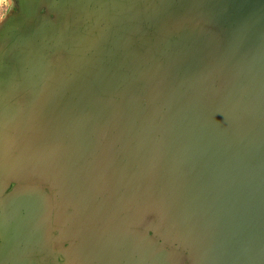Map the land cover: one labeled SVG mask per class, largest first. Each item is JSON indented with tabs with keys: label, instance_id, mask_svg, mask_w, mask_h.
Masks as SVG:
<instances>
[{
	"label": "crops",
	"instance_id": "crops-1",
	"mask_svg": "<svg viewBox=\"0 0 264 264\" xmlns=\"http://www.w3.org/2000/svg\"><path fill=\"white\" fill-rule=\"evenodd\" d=\"M6 2L0 4V264L52 259L54 231L67 246L61 264H203L199 242L168 216L167 175L198 115L238 132H264V0L225 3L218 28L197 39L189 32L182 38L170 22L152 28L146 13L149 24L137 27L139 47L123 52L116 44L101 47L100 27H92L85 53L83 17L100 19L92 3ZM162 4L168 11L176 2ZM154 53L166 56L154 60ZM109 54L117 55L112 64ZM36 56H58L74 75L37 93L27 85Z\"/></svg>",
	"mask_w": 264,
	"mask_h": 264
},
{
	"label": "water",
	"instance_id": "water-1",
	"mask_svg": "<svg viewBox=\"0 0 264 264\" xmlns=\"http://www.w3.org/2000/svg\"><path fill=\"white\" fill-rule=\"evenodd\" d=\"M192 122L167 175L168 216L199 242L203 264H264V132Z\"/></svg>",
	"mask_w": 264,
	"mask_h": 264
},
{
	"label": "rangeland",
	"instance_id": "rangeland-1",
	"mask_svg": "<svg viewBox=\"0 0 264 264\" xmlns=\"http://www.w3.org/2000/svg\"><path fill=\"white\" fill-rule=\"evenodd\" d=\"M88 3H92L94 5V8L96 10L93 12L94 14V20L97 18H100L98 22H92L91 16L87 17V15H84L83 17V27L85 29L84 38L80 39V47L81 52H87V49L90 46L89 38L86 37V30L93 29L97 30L99 28L100 33L102 36L100 37V43L101 47L109 46L112 47L115 44L118 45V48L121 52L124 51L125 47L129 48H138L139 44L137 42V39H140L138 36L140 28V24H149L152 28H157L160 25H164L167 22L172 25L171 28H173L174 31L178 32L176 34H179L182 38L185 35L184 33L189 32L190 35H194L197 39V37H202L203 35H206L203 33V31H213L214 29L218 28L217 19L219 18L220 11L222 12L223 9H227L230 7V5H227L225 3H230L232 0H174L176 4H173V6H169L170 12L167 11L166 5L162 4L163 0L158 5H155L156 0H87ZM160 1V0H157ZM154 2V3H153ZM6 5V0L3 2ZM56 4H60V0H55ZM223 3V4H221ZM183 11H189L188 14L182 13ZM41 14L40 18L43 16V11L41 10L39 12ZM146 13H149L152 17V21L147 20ZM164 16V19L161 20V17ZM44 17V16H43ZM194 19L190 22V19ZM188 23V26L186 24ZM38 26L41 25V22L37 23ZM43 24H45V21H43ZM186 26V27H184ZM151 28V29H152ZM169 27V30L171 29ZM129 31V33L125 36L123 35L125 33V30ZM185 31V32H181ZM89 35V34H88ZM200 37V38H201ZM172 40V38H170ZM79 40V39H78ZM51 41L50 38L46 39L45 42L49 44ZM38 42H40L38 40ZM42 42V39H41ZM74 43V42H73ZM40 46H43L41 43ZM134 48V49H135ZM125 53H122L121 58L125 61H129L131 59L130 56L124 55ZM107 56V55H106ZM106 61L108 59L109 63L116 61L115 60V54L108 55L106 57ZM153 59H161L166 55L157 54L154 53ZM44 56H36V58H31L34 63H32V71L29 73L30 78H28L29 82H27V85H34L33 89H36L37 93H40L41 85H48L51 84H58L61 80H63V77L67 76L68 78L72 77L74 74V71L69 70L67 68L66 70L63 69V62L60 61V57H50L47 56L43 58ZM133 59L134 56H133ZM84 60H90V53L84 55ZM138 60V58H136ZM107 61V62H108ZM53 63V64H52ZM116 63V62H115ZM114 63V64H115ZM66 65H70L68 62ZM27 68V66H26ZM98 71V70H97ZM27 74V69H24V71ZM99 72V71H98ZM97 73L96 71L94 74ZM85 74H87V71H85ZM88 78H91V75H87ZM62 77V78H61ZM95 77V75H94ZM25 85V86H27ZM21 103V102H20ZM17 105V104H15ZM22 105V104H21ZM22 110L21 108H19ZM153 217V215H151ZM143 220V218H142ZM141 220V221H142ZM62 236L61 231H54L52 235V259H44L41 257H38L34 264H61L60 260L62 259V255H65V247H67L62 240H60V237ZM66 243V242H65ZM64 251V253H63ZM32 263V264H33Z\"/></svg>",
	"mask_w": 264,
	"mask_h": 264
},
{
	"label": "clouds",
	"instance_id": "clouds-1",
	"mask_svg": "<svg viewBox=\"0 0 264 264\" xmlns=\"http://www.w3.org/2000/svg\"><path fill=\"white\" fill-rule=\"evenodd\" d=\"M4 2V0H0V4H2Z\"/></svg>",
	"mask_w": 264,
	"mask_h": 264
}]
</instances>
